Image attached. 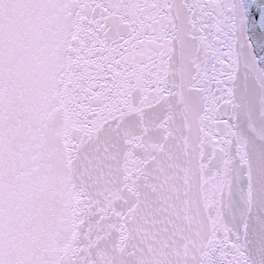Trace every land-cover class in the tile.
Here are the masks:
<instances>
[{
    "label": "snow or ice",
    "instance_id": "1",
    "mask_svg": "<svg viewBox=\"0 0 264 264\" xmlns=\"http://www.w3.org/2000/svg\"><path fill=\"white\" fill-rule=\"evenodd\" d=\"M264 0H0V264H264Z\"/></svg>",
    "mask_w": 264,
    "mask_h": 264
},
{
    "label": "water",
    "instance_id": "2",
    "mask_svg": "<svg viewBox=\"0 0 264 264\" xmlns=\"http://www.w3.org/2000/svg\"><path fill=\"white\" fill-rule=\"evenodd\" d=\"M254 51L256 52V54H257L258 56H264V49L257 48V47H255V45H254Z\"/></svg>",
    "mask_w": 264,
    "mask_h": 264
}]
</instances>
